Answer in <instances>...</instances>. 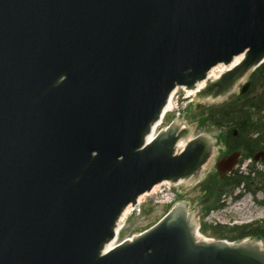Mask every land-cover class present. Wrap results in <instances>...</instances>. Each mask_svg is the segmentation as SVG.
Wrapping results in <instances>:
<instances>
[{"label": "water", "instance_id": "obj_1", "mask_svg": "<svg viewBox=\"0 0 264 264\" xmlns=\"http://www.w3.org/2000/svg\"><path fill=\"white\" fill-rule=\"evenodd\" d=\"M263 64L264 0H0V264H264L256 240L197 239L185 203L107 250L129 206L213 156L177 122L146 144L172 93L222 101Z\"/></svg>", "mask_w": 264, "mask_h": 264}, {"label": "rangeland", "instance_id": "obj_2", "mask_svg": "<svg viewBox=\"0 0 264 264\" xmlns=\"http://www.w3.org/2000/svg\"><path fill=\"white\" fill-rule=\"evenodd\" d=\"M215 73L216 76L220 75L219 71H216ZM250 75L240 83L233 94L222 101L203 102L202 104L198 101L193 102L195 98L194 96H188L185 92L179 90L173 101L175 106L173 113L169 114L162 126L159 127L158 131L162 128H166L173 122H177V124H180L184 128L193 127L189 137L190 139L202 134L216 139L213 156L204 167V175L202 179H209L215 175L219 176L216 164L217 161L228 152V150H226V146H228L226 143L227 129H217L215 126L209 125H206V127H200L199 121L202 114L201 112L199 114L196 113V105L203 106L202 109L205 114V109H208L209 107L219 106L232 99H237L240 96V89L250 79ZM258 86L252 87L251 92H254L255 94L249 96L255 98L261 93L262 97L258 102V109L264 114V88ZM186 97L188 99H186ZM178 98L181 99L178 100ZM189 101L190 103H188ZM187 106L188 108L186 109ZM179 111L181 113L180 117L177 116ZM257 113L258 111L254 110L251 113L250 118L248 117L249 122H246L244 126H242V128L245 129L244 131H246L245 133H250L253 129L255 130L258 126H261L258 125L259 121H257ZM242 120L246 121L245 118L236 119L235 121ZM237 135L238 131L236 130L235 136ZM231 142L232 140H230V143ZM234 152H239L241 154L240 162L237 166L238 171L247 175L250 168H252L255 173H264V160L256 162L254 159L247 158L242 149H238ZM260 152H264V150L259 151L256 155ZM251 183L252 184L248 187L236 190L230 188L227 193L221 195L214 192L215 190H212L214 194L209 196L206 195V192L202 191L201 186H197L195 183L192 185L182 183L177 186L172 184L163 185L160 187L158 195L142 200V207L127 218L123 223V231L115 245L121 244L126 239L139 236L158 223L170 211L168 201L172 199L175 200V203L173 204L174 206L181 202L187 205V211L194 214V219L200 227V235L209 240L217 238L215 235L216 229H213L218 226L225 227L221 229L225 231H228V228L234 226H264V224L261 223L264 221V185L259 186L254 184L255 182ZM215 188L218 189V187ZM218 192H221V189H218ZM204 222L207 225L205 230H203L204 226L202 227ZM256 240H259L262 243V248L264 249V240L262 238H256Z\"/></svg>", "mask_w": 264, "mask_h": 264}, {"label": "trees", "instance_id": "obj_3", "mask_svg": "<svg viewBox=\"0 0 264 264\" xmlns=\"http://www.w3.org/2000/svg\"><path fill=\"white\" fill-rule=\"evenodd\" d=\"M250 81L252 82L253 87L264 88V64L258 68L250 76ZM254 95L255 93L251 92L249 95ZM239 96L237 99H232L229 102H226L219 106H212L208 109H205V114L201 112L202 116L199 121L200 127L215 126L217 129H227V140L228 152L227 155L242 149L247 158L254 159L256 153L261 150H264V114L260 110L258 102L261 99V93L257 97L253 96ZM257 110L256 114L257 121H259L258 126L253 133H245V129L242 128L244 124L250 118L251 113ZM245 118L246 121H235L236 119ZM234 127V128H233ZM236 130L238 135L235 136ZM255 133V134H254ZM230 140L232 142L230 143ZM229 141V142H227ZM251 182H255L259 186L264 185V173L254 172V169L250 168L249 173L246 175L243 172L238 170L234 171L230 176L226 177L224 180H220L219 176H212L209 179H206L205 182L201 183V189L203 192H206V195H213L214 192L218 194L227 193L231 188L236 190L239 188L248 187ZM221 189V192H218V189ZM212 190H215L214 192ZM247 190V188H246ZM225 227H215V235L217 239H227L233 242H241L245 239L253 240V238H262L264 237V226L263 225H249V226H234L228 228V231L221 230ZM205 230V228L203 229ZM207 230V229H206Z\"/></svg>", "mask_w": 264, "mask_h": 264}, {"label": "bare ground", "instance_id": "obj_4", "mask_svg": "<svg viewBox=\"0 0 264 264\" xmlns=\"http://www.w3.org/2000/svg\"><path fill=\"white\" fill-rule=\"evenodd\" d=\"M241 60V58L239 57V58H236L235 59V61L230 65V66H225V65H220V66H218L217 68H214L209 74H208V78L210 79V80H215V79H217L218 78V76H216L215 74V72L216 71H219V73H220V75L222 74V73H224V72H226V71H228L229 69H231V68H233L234 66H235V64L237 63V62H239ZM203 84L204 83H202V84H198L197 85V87H196V90H199L202 86H203ZM179 89H176L175 90V92L173 93V95H175L176 94V92L178 91ZM188 93H189V95H194L195 96V91H188ZM172 95V96H173ZM172 99H173V97H171V99H170V101H169V103L167 104V106H166V108L164 109V112H166V113H168V112H170V111H172L173 109H174V103L172 102ZM156 128L154 127L153 128V131L155 130ZM158 129V128H157ZM158 131V130H157ZM157 131H155V134H154V136L153 137H149V140H152L154 137H155V135L157 134ZM187 140H180L179 141V143L177 144V146H176V148H175V152L178 154V153H180L183 149H184V147L186 146V144H187ZM185 182V181H184ZM184 182H181V183H179L178 185H180V184H182V183H184ZM162 185H169V183H163ZM161 185V186H162ZM159 186H157V187H155L154 189H153V191L151 192L152 194H149V195H152V196H155V195H158L159 194ZM144 197H147V195L146 196H144ZM145 198H143V197H141L140 198V200H144ZM131 212H132V210H131V207H129V208H127L126 209V211L124 212V214H123V217H122V220H121V223H120V225L129 217V215L131 214ZM120 227V226H119ZM198 237L200 238V236H197V239H198ZM115 244H116V240L115 241H113L112 243H110L109 244V246L107 247V250H111V249H113L114 248V246H115Z\"/></svg>", "mask_w": 264, "mask_h": 264}, {"label": "flooded vegetation", "instance_id": "obj_5", "mask_svg": "<svg viewBox=\"0 0 264 264\" xmlns=\"http://www.w3.org/2000/svg\"><path fill=\"white\" fill-rule=\"evenodd\" d=\"M248 82V81H247ZM251 89H252V87H251ZM250 89V90H251ZM250 90L247 92V93H245L243 96H247V95H249L250 93ZM203 106H201V105H196V108H195V110H196V113H200V112H202L203 111ZM229 148H228V146H226V150H228ZM262 224H264V221L263 222H261ZM206 227L207 225H206V223L204 222V224L202 225V227ZM262 239L264 240V237H262Z\"/></svg>", "mask_w": 264, "mask_h": 264}, {"label": "built area", "instance_id": "obj_6", "mask_svg": "<svg viewBox=\"0 0 264 264\" xmlns=\"http://www.w3.org/2000/svg\"><path fill=\"white\" fill-rule=\"evenodd\" d=\"M155 131H157V128L155 129ZM155 131H154V134H155Z\"/></svg>", "mask_w": 264, "mask_h": 264}]
</instances>
